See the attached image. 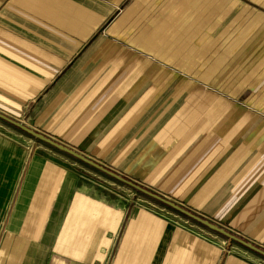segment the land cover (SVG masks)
<instances>
[{
  "label": "crops",
  "instance_id": "obj_1",
  "mask_svg": "<svg viewBox=\"0 0 264 264\" xmlns=\"http://www.w3.org/2000/svg\"><path fill=\"white\" fill-rule=\"evenodd\" d=\"M0 113L264 251V0H0ZM3 129L0 264H264Z\"/></svg>",
  "mask_w": 264,
  "mask_h": 264
},
{
  "label": "water",
  "instance_id": "obj_2",
  "mask_svg": "<svg viewBox=\"0 0 264 264\" xmlns=\"http://www.w3.org/2000/svg\"><path fill=\"white\" fill-rule=\"evenodd\" d=\"M0 119L7 122L8 124L16 127L17 129L26 133L30 137H32V138H34V139H36L42 143H45V144L49 145L50 147L56 149L57 151L62 152L66 155H69V156L73 157L74 159L81 161V162L99 170L100 172L108 175L109 177L125 184L129 188H131V189H133V190L155 200L156 202H159V203H161V204H163V205H165V206H167V207H169V208H171V209H173V210H175L181 214H184V215L190 217L191 219L197 221L198 223L207 227L208 229H210V230H212V231H214L220 235H223L224 237H226L232 241H235V242L243 245L244 247L264 256V251L258 249L254 245L247 243L246 241H244L242 239L237 238L236 236H234L231 233H229L228 231L216 226L215 224L211 223L210 221L205 220L201 217H198V216L194 215L193 213H190L188 210L180 207L179 205L175 204L174 202L169 201V200L157 195L156 193H153L152 191L145 189V188L141 187L140 185H137L136 183H134L130 180H127V179H124L123 177H120L116 173H114V172L106 169L105 167L95 163L91 159L86 158L85 156L74 151L73 149H70V148L66 147L65 145L59 143L58 141H55V140L49 138L48 136H46L42 133H39L36 130L31 129V128L27 127L26 125H24L23 123L15 120V119H12V118H10V117L2 114V113H0Z\"/></svg>",
  "mask_w": 264,
  "mask_h": 264
},
{
  "label": "rangeland",
  "instance_id": "obj_3",
  "mask_svg": "<svg viewBox=\"0 0 264 264\" xmlns=\"http://www.w3.org/2000/svg\"><path fill=\"white\" fill-rule=\"evenodd\" d=\"M0 126L1 128H4L3 131H5L6 129L9 133H11V135H14V136L16 135L19 140H25L27 143L31 145L33 144L34 148L37 147L36 150L40 153H44L52 158H59L63 156L62 154H64L50 147L49 145L30 137L26 133L22 132L21 130L17 129L16 127L8 124L7 122L1 119H0ZM59 153H62V154H59ZM66 156L70 158L69 155H66ZM72 161L75 162V160H72ZM75 163H76V166L74 167L77 169L78 172H81L82 174H84L87 180L92 182V185L97 187L99 190L105 192L106 194L110 195L111 198L122 200L127 203H132V200H133L132 198H135L136 196H141L142 198H145L141 193L136 192L129 187L122 186V184L120 185L114 182L113 180H111L110 178L102 174H99L98 172H94L86 168L85 166L79 164L77 160ZM146 199H148L149 201H154L153 199L149 197H147Z\"/></svg>",
  "mask_w": 264,
  "mask_h": 264
}]
</instances>
